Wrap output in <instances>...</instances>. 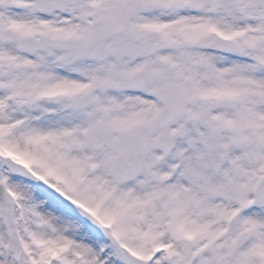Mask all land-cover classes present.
Returning <instances> with one entry per match:
<instances>
[{
	"label": "snow or ice",
	"instance_id": "obj_1",
	"mask_svg": "<svg viewBox=\"0 0 264 264\" xmlns=\"http://www.w3.org/2000/svg\"><path fill=\"white\" fill-rule=\"evenodd\" d=\"M0 264H264V0H0Z\"/></svg>",
	"mask_w": 264,
	"mask_h": 264
}]
</instances>
